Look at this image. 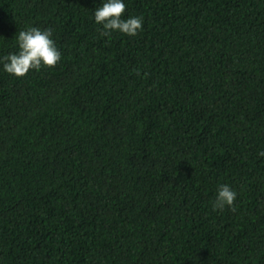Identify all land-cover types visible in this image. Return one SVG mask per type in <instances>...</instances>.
Wrapping results in <instances>:
<instances>
[{
    "label": "trees",
    "instance_id": "16d2710c",
    "mask_svg": "<svg viewBox=\"0 0 264 264\" xmlns=\"http://www.w3.org/2000/svg\"><path fill=\"white\" fill-rule=\"evenodd\" d=\"M99 2L0 0V56L62 52L0 65V264H264V0H126L107 37Z\"/></svg>",
    "mask_w": 264,
    "mask_h": 264
},
{
    "label": "clouds",
    "instance_id": "9594fccd",
    "mask_svg": "<svg viewBox=\"0 0 264 264\" xmlns=\"http://www.w3.org/2000/svg\"><path fill=\"white\" fill-rule=\"evenodd\" d=\"M95 3V0H93ZM97 4V3H96ZM126 0H100L93 11V20L101 26V36L118 32L136 36L143 28L141 15L125 16ZM51 27L30 25L19 29L14 35L16 51L0 56L2 70L15 77H24L30 70L39 71L43 67H54L62 58V52L53 38ZM2 37V36H0ZM264 157V150L258 152ZM237 192L228 183H221L212 201L213 210L232 208Z\"/></svg>",
    "mask_w": 264,
    "mask_h": 264
}]
</instances>
